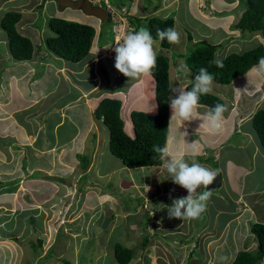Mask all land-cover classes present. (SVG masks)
I'll return each instance as SVG.
<instances>
[{
  "label": "crops",
  "instance_id": "1",
  "mask_svg": "<svg viewBox=\"0 0 264 264\" xmlns=\"http://www.w3.org/2000/svg\"><path fill=\"white\" fill-rule=\"evenodd\" d=\"M108 1L113 6H117L118 4L123 7L121 12H119V16L116 17L115 22L118 26H113L114 35L111 40L109 37L106 39L102 38L101 30L104 29L101 28V25L104 23H101L99 19L93 16H87L79 10H75V12H77L75 16L68 15L67 18H65L87 23L95 28V36L89 53L82 60L78 62H69L62 59L65 63H61L60 66L53 71L47 70V73H45L46 75L43 73L37 75V72H35L32 66L38 59V56L35 54L40 53L37 48V39L33 40L34 51L31 59L27 61L12 59L14 61L12 64L13 68H16V66L24 68L21 73L16 72V69L15 72H13L9 68H7L6 72V66L1 68L4 65H0V75L15 73V76L14 74L9 75V79L7 80L8 90L5 93H2V90H0V122H3V125H0V136H16L15 140L10 141L8 149L1 150L0 148V150L4 152V154H1L2 159L0 160V163L4 164V168L0 173H2L5 180L8 181V179H12L13 175L19 172L20 166L14 169L12 165L6 162L7 156L9 155L14 159L16 158L17 161L19 160V164L24 171V173H18V176H20L18 185H15L14 182L8 190H3L5 200L9 201L8 206L12 211L19 209L18 211L20 213H24L30 208L34 211L33 215L42 216L43 212L41 213L40 210L49 209L51 211L49 213L52 217L57 216L53 221V225H57L59 222L57 219L62 216L63 221L66 220V223L71 222L72 219L74 220L77 218L78 212L76 211L71 214L72 216L70 217L65 215H70V213L67 212L71 204L70 198L75 194L77 198L80 197L81 190L78 188V182L81 181L84 176L87 179L84 182L86 189V198L83 204L84 208L89 201V206H94L97 210L99 206L104 204L105 197H107L106 201L109 202H106V206L113 209V203L116 198L115 194H121L128 189L131 192L132 189H140L141 186L143 187L141 192L142 195H145L146 192H157V189L155 190V187L150 183L138 185L131 176L132 174L129 171L130 168L125 167L119 159L115 158L110 153L108 149L107 128L103 121L94 115V109L102 98L112 97L119 99L121 101V117L124 122V129L129 136H133V125L130 117L131 111L139 110L149 114H154L157 111L155 83L151 74H144L135 79L125 77L115 69V57L110 58L108 56V52L114 40L120 38L121 41L126 31L133 30V25L129 23V16H136L142 19V21L144 18L153 15L160 17L172 15L174 18L173 28L179 32L180 42L178 44H171L168 49L161 48L157 40H154L153 45L156 54L163 53L169 58V101L171 97L176 95V93L173 92L174 88H179L180 86L186 88L190 82L195 80V75L191 70L189 72L178 71L180 62L185 63L182 55L185 54L189 48L187 32L192 36L190 27L197 24L206 31V34L201 37L197 35L192 36V42L206 40L209 43L220 45L221 41L228 37H231V43L234 38L239 39L246 35V33H242L233 26L243 11L242 8H238L240 2L236 0H211V2H208V0ZM32 2H34V4L37 2L39 7L42 8L46 0H0V14L2 16L6 11H17L21 13V8H27ZM30 9L32 10L33 6H31ZM236 9H239V11L236 12ZM63 11L65 12V9ZM21 18L16 25L18 32L24 36L27 35L31 37L23 28L24 24ZM191 19H195V24L189 27ZM48 30H50V28ZM37 35L39 37L42 36V32L40 31L38 33L37 30ZM51 36H53V32ZM46 38L47 36L45 35L44 43ZM4 43L6 46L0 47V59L6 61L8 57H11V55L8 54L9 45L6 35H0V44ZM2 52H4V54H2ZM31 61L32 63L30 64ZM250 70L245 75L237 77L231 83L226 84L225 87L218 86L214 83L215 81H213L211 93L220 96L228 109L223 114L221 126L217 130H208L205 126L201 125L203 123L202 121H199L197 123L199 125L191 129V122L195 119L184 121L182 124L177 120H173L170 124L172 113L169 106L165 144H167L172 137L177 141L185 138L186 143L195 141L199 149L198 154L195 156L197 158L198 155H206L208 153L207 150H212L217 147H219V149L225 146L227 147L230 141L227 139L237 135L239 142L231 146L232 150H234L235 153L238 152L237 155H239V151L245 147L248 141L247 137L241 135L247 132L244 128L242 131L240 130L242 124L248 121V131L252 134L251 116L258 108H264V78L256 79L257 77L251 73ZM51 75L56 76L55 81L50 78ZM253 81L254 87L252 86ZM47 83H51L52 86L46 87L45 85ZM58 86H63V88L68 86L74 87L77 91L74 92V95L77 94V96L74 98H70L72 96L67 97L65 103L61 102L60 105L55 107L56 110L54 111H50L47 105L49 111L36 112V105L45 99L46 93L52 94L54 89H57ZM240 91L247 92V96L249 97L255 91H260L257 100L252 101L251 99L254 103V108L253 106H251V108L247 106L249 99L245 102L241 100L238 95ZM253 96L254 94L251 97ZM81 100H83V103L80 104L78 108H73L77 102ZM70 103L73 104L71 109H69ZM241 104H243V106ZM32 108L33 111L30 113L34 116L35 123L25 120L24 117V123H22L20 121V115L23 116L24 111H30ZM208 110L209 107L198 103L197 113L201 117ZM68 112H73L75 115L71 120L72 124L69 127L60 129L65 124L64 118L68 116ZM81 114L88 120V124L83 129H77L75 119ZM37 121H39L40 124H38ZM46 124L49 128L48 133L43 130ZM245 126L244 124V127ZM199 131L202 134L205 132H207V134L209 133L207 137H204L201 145L200 141L197 139L198 137H196L197 135H192V132ZM185 132L187 135L183 137V133ZM220 138L221 140H219ZM69 139H71V141H69ZM73 140L77 142H73ZM215 143H217L218 146H215ZM15 145L17 146L15 147ZM0 146L2 147L3 143ZM188 156H190V158H195L188 153L184 156L186 161L190 159L187 158ZM31 158H33L32 161H36L31 163ZM224 161L228 165V177L231 175V170L234 166L238 169L237 175H241L239 174L241 170L243 175H246L250 171V167L246 162H235L230 160V158ZM148 167L150 168L149 170L152 171L153 179L158 180L160 176H164L166 182L170 179L163 168L162 160L160 165ZM211 169L214 170L213 168ZM34 172H39L41 174L34 176ZM125 172L129 174L128 177L124 176ZM67 176H71V179L66 180L65 177ZM113 177L116 187L112 185ZM94 180L99 184L101 183V185L104 184L105 187L110 188V190H102L99 187L90 188L94 185ZM130 182L133 184L130 185ZM168 184L171 183L167 182L164 186L168 187L170 192H176L180 197H186L188 195L186 189L170 186ZM199 190L200 189L197 190V194ZM157 194L161 195L163 193L158 192ZM240 195H242L244 199V195L242 193H240ZM61 199L63 201H60ZM148 199L149 197L145 195L144 203H147ZM58 200L60 201L59 204L57 202ZM247 203L249 205V202ZM29 206H32V208ZM233 214L234 213H232V215ZM6 216V220H8L10 217H8V215ZM160 217L162 218V215ZM161 218L155 219V221L158 223V221L165 219ZM59 226L60 225H57V227L55 226V233H58ZM132 226L134 227L132 230H138L135 225ZM221 237L222 236H218V238L215 239H207V246H214ZM10 239H12V236ZM56 239H58V237ZM203 239L205 240V237ZM53 246H55V243ZM63 246L64 244L60 243V245L55 248L56 254H60V249ZM226 262L227 261H224V264Z\"/></svg>",
  "mask_w": 264,
  "mask_h": 264
},
{
  "label": "rangeland",
  "instance_id": "2",
  "mask_svg": "<svg viewBox=\"0 0 264 264\" xmlns=\"http://www.w3.org/2000/svg\"><path fill=\"white\" fill-rule=\"evenodd\" d=\"M236 1L240 2L238 8L243 9L244 0ZM34 2L27 8H21V20L24 24L23 28L31 37L26 36L32 42L38 39L37 48L40 53L35 54L38 56V59L32 66L35 72H37V75H41L42 73L46 75L47 70L53 71L61 63H65L61 58L55 56L47 48L46 43H44V36L46 35L48 37L52 35V32L48 30V18L51 16L67 18L68 15L75 16L77 12L70 7H66L65 12L63 11L64 9L60 10L55 0H46L42 8L39 7L37 2L35 4ZM208 2H211V0H208ZM31 6H33L32 10L30 9ZM237 11L239 9H236ZM194 20H190L189 27L195 24ZM115 21L116 17L112 15L110 20L105 21L101 25V28L104 29L101 30L103 39L109 37L111 40L113 38V26L115 27L117 25ZM37 30L38 33L40 31L42 32V36L39 37L37 35ZM190 32L192 36L197 35L199 37L206 34L205 29L197 24L190 27ZM245 33V37L239 39L234 38L231 43V37L223 39L215 52V58L221 59L232 52L241 53L259 44L264 46V36L261 33ZM0 35H6L1 28ZM3 46H6L5 43L0 44V47ZM8 51V54H10V49ZM13 63L14 61L11 57H8L6 61L0 59V65H4L1 68L6 66V72L7 68L13 72L16 69V72L19 73L24 70V68L19 66L13 68ZM10 74H14L15 76V73L0 75V90H2V93L8 90L7 80ZM50 78L55 81L56 76L51 75ZM254 81L252 82L253 87ZM214 83L221 87H225L226 85L217 82ZM45 86L50 87L52 84L47 83ZM74 92L77 91L72 86L64 88L63 86H58L52 94L46 93L45 99L36 105V112H45L48 110L47 105L50 111L56 110L55 107L60 105L61 102L65 103L67 97H76L77 94L74 95ZM253 94L254 96L251 97ZM238 95L243 102L249 99L247 106H250V108L253 106L254 108L252 101L257 100L260 91H255L250 97L247 96V92L245 93V91H240ZM82 103L83 100L77 102L73 108H78ZM241 105L243 106V104ZM71 106H73L72 103H70L69 109H71ZM31 111H33V108L30 111H24L23 116L20 115V121L22 123H24V119L35 123L34 116L30 113ZM74 116L73 112H68V116L64 118L65 124L60 129L71 126V120ZM199 118L202 117L199 115ZM199 121L202 120L197 118L192 121L191 129L198 126L199 124L197 123ZM37 123L40 124L39 121ZM75 124L77 129H83L88 124V120L81 114L75 119ZM244 124L246 125L245 127ZM0 125H3V122H0ZM243 128L247 132L241 135L247 137L248 141L245 147L239 151V155H237L238 152L235 153L232 150L231 146L239 142L238 136L235 135L233 138L229 137L227 139L230 140L227 147L225 146L222 149H219V147L213 148L212 150H207L208 153L206 155L201 154L197 158H194L200 164L207 167L210 166L216 172H223L221 173L222 184L219 188L212 191V195L206 204V210L199 218L183 221L176 218L169 219L167 208H164V205L171 206L173 199L181 198L178 193L170 192L168 187L164 185L170 182L171 184H168L170 186H180L174 184L171 179H168L166 182L164 176H160L158 180L153 179L152 171L149 170V167L130 168L131 176L138 185L150 183L155 187V190L157 189V192L145 193L149 197L146 203L148 209H152L156 213V215L154 213V217L148 213V209L142 207L145 202V195L141 193L143 189L141 186L140 189L134 188L131 192L128 189L121 194H115L116 198L113 203V209L106 206V202H109L106 199L104 204L99 206L97 210L94 206H89V201L86 203L87 206L85 208L83 205L80 209L78 202H75L70 211V215L77 211V221L75 223L73 222L72 225L68 224V222L66 223V220L63 221V216L58 218L57 220L59 222L57 221L58 224H56L60 225L58 227V232L60 231V233H55V226L57 227V225H53V221L57 216L52 217L49 209L40 210L41 213L43 212V215L37 216L33 215L34 211L30 208L24 213H20L18 211L19 209L12 211L9 208V201L5 200L3 190H8L14 182L15 185H18L20 178L18 173H24V171L19 164V160L17 161L16 158L14 159L10 155H6V162L12 165L14 169L20 166V170L17 174L13 175L12 179H8V181L0 173V264H46V261H49V264H63L60 260L59 262L58 260L57 262L52 260V256L56 257L55 248L60 243L64 244L63 249L66 253L64 258L73 261V264H118L112 254V245L116 242L133 250V258L128 264H224V261H227L225 264H229L238 250L253 251L257 247V240L251 232V225L254 222H264V191H262L264 190V152L261 150L254 131L252 134L249 133L248 121L242 124L240 130L242 131ZM43 130L48 133L49 128L47 124ZM194 134L197 135L196 137H198L197 139L201 145L202 140L209 133L207 134L205 132L202 134L200 131L192 132V135ZM15 137L13 135H9L8 137L0 136V145L3 143V146H0L1 150L8 149L10 141L15 140ZM73 142L77 141L73 140ZM215 146H218L217 143H215ZM1 150L0 155L4 154ZM187 158H190V156ZM227 158L235 162H246L250 167V171L246 175H243L241 170L239 173L241 175H237L238 169L234 166V168L232 167L231 175L228 177V165L224 161ZM1 159L2 155L0 156ZM32 159L31 163H34L36 160L32 161ZM192 159L190 158L188 162L191 163ZM24 162L27 163L26 161ZM3 168L4 164L0 163V172L3 171ZM39 174L41 173H33L34 176H38ZM124 176L128 177L129 174L125 172ZM65 179L70 180L71 176H67ZM86 180L84 176L78 182V188L82 194H86L84 184ZM94 181V185L90 188L99 187L102 190H110L104 184L101 185L96 180ZM114 181L113 177L112 185L116 187ZM132 184L130 182V185ZM158 192L163 194L158 195ZM240 193L244 195V199ZM80 198L82 199L83 195ZM85 198L86 196H84L83 204L85 203ZM75 200L77 199L75 198ZM247 202H249V205ZM29 207L32 208V206ZM232 213L234 214L232 215ZM6 215L10 217L8 220H6ZM161 215L162 218L160 217ZM159 218L165 219L157 223L155 219ZM132 225H135L138 230H132L134 228ZM11 236L13 239H10ZM218 236L222 237L214 246H207V239H215ZM57 237L58 239H56ZM144 237L149 239V243L142 246L141 242ZM204 237L205 240L203 239ZM54 241L55 246L49 249L48 247ZM41 245L44 246L41 247ZM45 250H47V254L49 253V257H39V255L44 254ZM44 259L46 260L44 261Z\"/></svg>",
  "mask_w": 264,
  "mask_h": 264
},
{
  "label": "trees",
  "instance_id": "3",
  "mask_svg": "<svg viewBox=\"0 0 264 264\" xmlns=\"http://www.w3.org/2000/svg\"><path fill=\"white\" fill-rule=\"evenodd\" d=\"M20 18V12L6 11L0 17V28L6 33L13 57L16 60H28L33 55L34 44L27 36L18 32L16 25ZM129 23L133 25V30H138L140 27L147 28L154 40L159 41L161 48H170L171 44L167 40H159L156 36V30L158 28L173 27L174 18L172 15L166 17L153 15L144 18L143 21L136 16H129ZM47 25L53 32V36L47 37L45 43L53 54L69 62H78L88 54L95 36L92 25L57 16L49 17ZM233 26L242 33L259 32L264 36V0H244L243 11ZM187 34L189 48L182 57L195 77L198 70L204 67L213 75V81L220 84H229L235 78L245 75L257 64L258 58L264 56V46L259 44L241 53L232 52L225 55L219 59L223 62V67H218L214 61L216 60L215 52L219 45L209 43L206 40L192 42V36L189 32ZM168 70L169 58L163 53L157 54L156 66L150 72L155 83L157 111L154 114L139 110L131 111L133 136H129L124 129V122L121 117V101L119 99L104 97L94 109L95 117L101 119L107 128L110 153L127 168L161 164V159L153 151V146H164L166 140L169 117ZM192 82L186 86V91L191 90ZM198 103L210 109L217 103L224 104V101L220 96L209 93L202 95ZM250 122L258 143L264 152V108H258L251 116ZM251 232L257 240V247L253 251L238 250L229 264H264V223L254 222L251 225ZM147 243L148 238L144 237L141 245L145 246ZM112 248V254L118 264H128L132 260L133 250L131 248L119 242L113 244ZM48 255L49 253L46 252L44 255H39V257L47 258ZM52 260L54 262L60 260L63 264H73V261L64 257L57 258V255L56 257L52 256ZM45 263L49 264V261Z\"/></svg>",
  "mask_w": 264,
  "mask_h": 264
},
{
  "label": "clouds",
  "instance_id": "4",
  "mask_svg": "<svg viewBox=\"0 0 264 264\" xmlns=\"http://www.w3.org/2000/svg\"><path fill=\"white\" fill-rule=\"evenodd\" d=\"M89 1H91L94 5L103 7L108 13L107 20L111 19L112 14L107 9L105 0ZM107 2L112 7V10L114 12L113 15L115 17H118L119 12H121L123 8L122 5L113 6L108 0ZM156 36L159 38V40H167V42L170 44H178L180 42V34L173 27L164 29L158 28L156 30ZM153 45L154 38L150 31L145 27H140L138 30L126 31L123 34L121 41L120 38H116L113 45L111 46V49L108 52V56L109 53L115 51V54L112 57L109 56L110 58L115 57V69L125 77L135 79L141 75L149 74L151 70L156 66L157 54L154 51ZM10 55L13 60H16L11 52ZM214 63L218 67H223V62L219 59H216ZM178 71L189 72L190 69H188L186 63L180 62ZM250 71L257 78H264V56L258 58L257 64L254 65ZM213 80V75L209 73L206 68L201 67L198 70V74L196 75L194 82H192L191 90L186 91V88H184L183 86L174 88L173 92L176 93V95L174 97H171L169 101V106L172 113L170 124L173 120H177L182 124V122L184 121L198 118L203 122L201 125L205 126L208 130L214 131L221 126L223 114L228 110L226 105L217 103L205 114H203L202 118H199V114L197 113V107L200 97L212 92ZM185 135H187L186 132L183 133V137H185ZM153 151L156 152L160 159L163 161V168L167 172L172 182L186 189L188 192V195L186 197L173 199L171 206L164 205V208H167L168 218L181 219L182 221L199 218L205 212L207 201L212 195V190H209L208 186L211 185L216 179L217 172L205 165L200 164L194 158L192 159L191 163L185 160V154L190 153L193 157L198 154L199 149L195 141L192 143H186L185 138H183V140L177 141L174 137H172L164 146L154 145ZM201 188L203 190H199V194L197 195V190ZM81 195H83L82 199L80 197L77 198L76 194L70 198L71 204L69 205L70 208L67 211L68 213H70L75 202H78L79 209L82 207L85 194L81 193L80 196ZM74 197H76L77 200H75ZM105 199H107V197H105ZM60 201L63 200L61 199ZM60 201H57L58 204ZM143 208L148 209L146 203L143 204ZM148 213L150 215H153L155 212L152 209H148ZM76 221L77 219H74L71 222H68V224H72L73 222L75 223ZM58 233H60V231ZM54 243L55 242H53V244L48 248L51 249ZM42 246L43 245H41V247ZM64 251L65 250L63 249V247H61L60 254H56L57 258H59L60 256L64 257V255H66ZM46 252L47 250L44 251V254Z\"/></svg>",
  "mask_w": 264,
  "mask_h": 264
},
{
  "label": "water",
  "instance_id": "5",
  "mask_svg": "<svg viewBox=\"0 0 264 264\" xmlns=\"http://www.w3.org/2000/svg\"><path fill=\"white\" fill-rule=\"evenodd\" d=\"M60 10L70 7L82 11L85 15L97 17L102 23L108 19L106 10L99 6L92 4L89 0H55ZM222 184V174L217 171V177L211 185L208 186L209 190H216ZM203 189L201 188L200 191Z\"/></svg>",
  "mask_w": 264,
  "mask_h": 264
},
{
  "label": "built area",
  "instance_id": "6",
  "mask_svg": "<svg viewBox=\"0 0 264 264\" xmlns=\"http://www.w3.org/2000/svg\"><path fill=\"white\" fill-rule=\"evenodd\" d=\"M105 1H106V7H107V9H108V10L110 11V13L113 15L114 12H113V10H112L111 5L107 2V0H105ZM113 50H114V49H113ZM114 54H115V51H113L112 53H109V56L112 57Z\"/></svg>",
  "mask_w": 264,
  "mask_h": 264
}]
</instances>
